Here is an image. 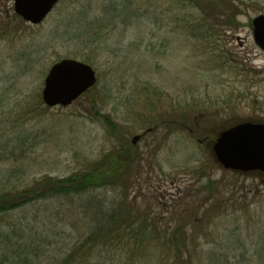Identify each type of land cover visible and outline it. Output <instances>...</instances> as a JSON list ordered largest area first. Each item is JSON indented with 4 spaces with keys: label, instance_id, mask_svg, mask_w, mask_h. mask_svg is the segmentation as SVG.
I'll use <instances>...</instances> for the list:
<instances>
[{
    "label": "rangeland",
    "instance_id": "374dc122",
    "mask_svg": "<svg viewBox=\"0 0 264 264\" xmlns=\"http://www.w3.org/2000/svg\"><path fill=\"white\" fill-rule=\"evenodd\" d=\"M224 1L230 20L234 15L230 25L225 16L208 19L180 0H62L32 26L15 18L13 0H5L0 192L67 177L112 150L110 129L88 118L95 103L125 130L128 142L152 130L137 144L139 169L129 184L127 199L137 211L157 218L162 211H204L219 201L216 211H228V217L217 220L215 230L233 232L256 216L263 229L264 180L225 171L210 145L234 121H264V52L254 43L252 27L264 15V0ZM91 34L100 39L93 43ZM83 56L92 59L96 86L70 107L36 114L33 105L42 101L50 68L64 59L86 62ZM184 110L191 121L181 131L170 116ZM157 114L163 119L149 126L145 121ZM202 170L206 176L200 180ZM209 180L215 182L210 190ZM51 188L39 186L38 200L0 216L2 251L15 254L26 241L42 254V264L56 262L89 231L92 214L101 211L95 197L105 198L108 208L120 198L111 187L74 200ZM208 199L214 202L205 207ZM238 233L228 236L234 240ZM219 242L207 236L199 244L206 251L221 247L231 264L234 254Z\"/></svg>",
    "mask_w": 264,
    "mask_h": 264
},
{
    "label": "trees",
    "instance_id": "16d2710c",
    "mask_svg": "<svg viewBox=\"0 0 264 264\" xmlns=\"http://www.w3.org/2000/svg\"><path fill=\"white\" fill-rule=\"evenodd\" d=\"M180 1L190 3L208 19L225 16L229 25L234 20V15L230 20L226 11L228 5L226 1L205 0L206 7L200 4L202 0ZM4 7L5 0H0V26L5 13ZM14 17L19 19L15 14ZM5 30L0 28V35ZM91 38L93 43L100 39L98 34L95 36L91 34ZM84 60L86 63L92 62L91 57ZM33 106L36 114H45L51 110L45 107L42 101H37ZM25 107L28 109L27 104ZM96 111V105L92 103L88 109V118L103 120L110 129L109 137L115 139L116 143L99 161L89 162L83 169L64 178L47 177L41 181L42 184L36 186L28 185L23 186L20 191L12 189L0 192V216L38 200L39 186L43 184L52 186L51 193L73 200L96 194L108 187L120 192V198L113 200L109 208L105 198L95 197V200L101 199L97 202L92 201L97 203L101 211L92 214V221L88 225L89 231L80 236L65 255L59 259L55 257L54 260L57 261L48 264H230L227 255L221 253V247L214 248V251L200 248L199 241L207 236L219 239V244L227 252L230 250L234 254V262L231 264H264V225L263 229L259 227L257 216L256 222L250 221L253 224L246 221L240 223L233 232H227L228 229L224 231L214 229L217 222L221 221L219 219L228 217V211H216L215 206L219 201L208 207L210 202H214L213 199L205 202V207L208 208L204 211H162L157 218H149L147 211H137L133 203L128 202L127 195L130 181L134 179L139 169L136 164L140 160V149L126 140L125 130L115 125L108 115ZM154 113L156 114L153 110ZM157 116L158 119L153 116L145 122L151 126L163 119L160 114ZM170 118L178 121L176 126L181 131H186L191 121L190 113L185 110ZM203 171L200 173V180L206 176ZM232 175L243 176L234 173ZM206 186L210 190L214 188L215 182L209 180ZM92 226L94 227L91 228ZM236 232H239L237 239L231 240L228 235ZM228 237L230 240H227ZM1 249L0 247V264H42V254L36 252L26 241L18 243L16 248L18 255L16 252L10 254Z\"/></svg>",
    "mask_w": 264,
    "mask_h": 264
},
{
    "label": "water",
    "instance_id": "95a60500",
    "mask_svg": "<svg viewBox=\"0 0 264 264\" xmlns=\"http://www.w3.org/2000/svg\"><path fill=\"white\" fill-rule=\"evenodd\" d=\"M60 0H13L14 12L32 25L41 24ZM253 40L264 51V15L252 22ZM97 83L94 69L83 62L65 59L54 64L44 82L42 100L49 108L67 107ZM147 131L144 135L148 134ZM143 136H135L137 145ZM216 163L226 171L264 180V121L237 120L223 127L210 145Z\"/></svg>",
    "mask_w": 264,
    "mask_h": 264
}]
</instances>
